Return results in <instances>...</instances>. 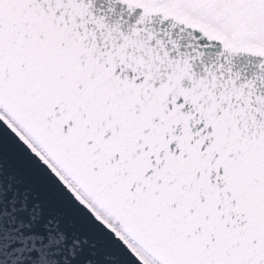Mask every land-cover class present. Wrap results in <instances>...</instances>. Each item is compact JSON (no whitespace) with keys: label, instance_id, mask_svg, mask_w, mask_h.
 Instances as JSON below:
<instances>
[{"label":"snow or ice","instance_id":"snow-or-ice-1","mask_svg":"<svg viewBox=\"0 0 264 264\" xmlns=\"http://www.w3.org/2000/svg\"><path fill=\"white\" fill-rule=\"evenodd\" d=\"M0 264H264V0H0Z\"/></svg>","mask_w":264,"mask_h":264}]
</instances>
